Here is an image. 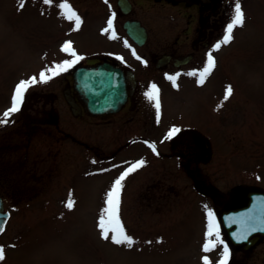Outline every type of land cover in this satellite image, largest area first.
I'll return each instance as SVG.
<instances>
[{
	"label": "rangeland",
	"instance_id": "rangeland-1",
	"mask_svg": "<svg viewBox=\"0 0 264 264\" xmlns=\"http://www.w3.org/2000/svg\"><path fill=\"white\" fill-rule=\"evenodd\" d=\"M239 2L246 22L243 28L234 30L231 61L213 76L215 87L199 97V91L192 89L178 94L162 90L168 109L159 123L166 129L201 125L199 119L211 121V127L206 128L218 147L211 165L201 172L224 192L235 184L264 188V0ZM19 3L0 0V117L11 107L14 88L20 81L39 78L41 72L73 59L61 50L66 42H71L83 59L131 48L124 37L113 39L111 32L105 33L109 13L102 7L87 9L70 0H52L50 5L43 0H24L20 9ZM62 3H68L81 17L78 31L74 30V22L63 16L59 7ZM138 12L139 16L150 14ZM169 14L172 16V12ZM65 73L48 82L61 80ZM229 86L232 95L225 99ZM37 91L29 88L26 92L23 113L38 114L41 119L55 115L59 129L70 134L65 138L41 137L36 140V151L11 149L7 154L0 153V168L11 176L14 192L37 195L6 201L12 216L0 234V247L5 250L0 264H203L206 255L211 264H220L223 241L213 251H203L207 212L214 213V205L207 194L188 184L185 170L173 168L175 159H159L144 144L113 154L116 157H106L102 153L111 154L116 148L112 137L101 141L96 120L84 117L79 121L58 96L48 103L46 97H38ZM243 96L248 97L252 112L249 108L246 113L242 101L233 102L225 113L227 120L213 126L221 105ZM243 114H250L246 126L242 127L246 120L232 122ZM17 116L19 112L11 116L8 127ZM3 125L0 129H8ZM140 160L144 166L125 179L121 194L120 220L135 241L128 248L104 240L99 220L114 181ZM163 161H168L165 173ZM31 173L40 178L38 185L27 181ZM69 200L72 209L66 207ZM212 239L215 241V236ZM230 250L228 261L233 256ZM247 261L261 264L260 260Z\"/></svg>",
	"mask_w": 264,
	"mask_h": 264
},
{
	"label": "flooded vegetation",
	"instance_id": "flooded-vegetation-1",
	"mask_svg": "<svg viewBox=\"0 0 264 264\" xmlns=\"http://www.w3.org/2000/svg\"><path fill=\"white\" fill-rule=\"evenodd\" d=\"M70 1L76 5H84L87 9L102 7L105 12L108 10V20L112 13H115L113 26L116 37H124L128 43H131V48L117 51L116 54L96 53L80 60L61 80L35 87L34 89L38 90L36 92L38 97H46L45 99L50 103L57 100L58 96V99L63 100L65 105L78 115L77 118L85 117L84 115L95 118L100 126L97 132L101 141L112 137L116 148L111 153L113 157L123 150L127 151L130 147H139L145 143L149 151L159 155L160 159H175L174 162L172 161L173 168L185 170L190 180L188 184L195 191L207 194L211 199L215 207L213 212L220 226V234L223 235L226 244L234 250L228 264H247L249 259L253 263L260 260L261 264H264V234L262 235L264 226H258L257 232L260 238L256 244L246 249L253 236L246 237L243 244L234 245L229 239L228 230L223 227L220 220L222 211L248 205L251 192H264V188L256 184H235L224 192L203 176L201 169L211 165L210 161L212 162L215 149L218 147L215 140H212L214 135L206 128L211 127V121L199 119L203 122L201 125L199 122L195 126L193 124L176 126L175 128H179L180 131L171 138H167V134L172 128H161L159 124L168 109L162 90L178 94L182 93L183 89H192L199 91V97L205 90L210 91L215 87L212 82L213 76L231 61V43L222 45L218 51H215L214 47L225 35L235 0H107V3L105 0ZM148 5L150 6L147 7ZM138 11L143 13L148 11L150 14L139 16ZM169 12H172V16ZM136 21L146 27L147 33H127L126 25H132ZM209 52H212L216 66L201 85L199 77L189 73L203 71ZM107 66L121 70L126 90L125 98L119 102L116 109L92 114L87 109V99L78 91L74 75L79 68L102 67L108 70ZM169 76L177 77L175 83L167 78ZM153 84L159 89V114L154 103L145 95ZM39 88H43V91ZM216 89L218 88H215L213 93ZM237 101L243 102L247 109L246 113H249V108L252 112L247 96L231 98L221 105L219 109L221 113L217 114L219 119L212 123L213 126L227 120L225 113L230 111L229 106ZM22 109L23 105L19 116L10 123L9 127L7 124L3 125L8 129H0V153L7 154L11 149L22 152L36 151V140L39 138H55L56 133L65 138L70 134L59 129L55 115H51L52 119L48 116L41 119L38 114H24ZM249 115L243 114L232 122L246 120L242 126L244 127L248 123ZM46 123L48 126H45ZM50 126L58 128L51 129ZM240 131L242 133L241 129ZM149 144L155 145V152L148 146ZM148 161L152 163L151 158ZM163 163L165 173L168 169V161ZM35 175L31 173V178L29 177L27 181H34L38 185L40 178H35ZM0 196L6 202L25 197L28 200L37 195L14 192L11 176L0 168ZM258 247L259 250L254 253L253 251ZM236 253L240 254V257H237Z\"/></svg>",
	"mask_w": 264,
	"mask_h": 264
},
{
	"label": "snow or ice",
	"instance_id": "snow-or-ice-1",
	"mask_svg": "<svg viewBox=\"0 0 264 264\" xmlns=\"http://www.w3.org/2000/svg\"><path fill=\"white\" fill-rule=\"evenodd\" d=\"M43 3L46 5H50L52 3V0H43ZM105 3H107V0H105ZM24 7V0H20L19 8L23 9ZM62 10L63 16L68 19L69 21H73L75 24L74 30L78 31L81 27V24L83 23L81 17L77 14L76 11H74L71 6L68 3H62L59 6ZM115 13H112L111 18L107 22V28L104 30L105 33L111 32V37L113 39L116 38V33L114 31L113 22L115 20ZM246 22V16L245 12L242 10L241 4L239 0H236L235 6H234V12L233 16L226 26L225 35L223 36V39L217 43L214 47L215 51H218L222 45H227L232 42L233 40V33L234 30L237 28H243ZM127 46V42H125ZM63 52L69 54L73 57L72 60L64 61L61 64L55 65L53 68L48 69L46 72H41L39 74V78L36 76L31 77L28 80H22L20 81L14 88V94L12 97L11 107L6 110L3 113V116L0 117V124H7L10 122V118L13 114L18 113L21 110V107L24 103L25 94L28 91L29 88L35 86L37 83H47L50 79H52L54 76H57L61 74L62 72H67L69 69L74 67L83 57L79 56L74 50L71 42H66L61 49ZM135 55V53H133ZM120 59L119 57H117ZM139 59V57H137ZM216 66V61L213 58L212 52H209L207 55V64L206 67L203 69V71L199 73H189V75L192 76H198L199 77V83L203 85L205 82L206 77H208L213 69ZM170 81L175 83V80L177 77L175 76H169L167 77ZM232 88L229 86L226 90L225 99L230 97L232 95ZM146 97L150 102L154 103V106L157 110V114H159L160 110V101H159V89L155 84L151 86V89L146 92ZM180 131L179 128L173 127L169 133L167 134V138H171L176 133ZM150 148H152L153 152L156 151L155 145L149 144ZM144 166V161L140 160L136 163L131 164L130 167H128L113 183V186L111 190L107 193L106 196V207L104 209L103 214L101 215V218L99 220V228L102 234V238L104 240L111 239V242L115 245H123L128 248H131L135 241L126 233L121 220H120V204H121V194L123 190V182L125 179L138 169L142 168ZM66 207L69 209L73 208V202L69 200V202L66 204ZM3 229L0 228V232H2ZM111 233V237L110 234ZM207 241L203 245V251L205 253H209L213 251L217 243H223L220 240V226L217 223L215 215L211 212H207ZM215 236L216 240L213 241L212 237ZM240 239H245L246 234H242ZM229 250L227 246H224L223 249V258L220 261V264H228V258H229ZM5 259V250L3 247H0V261H3ZM203 264H211V261L209 260L208 256H204L203 258Z\"/></svg>",
	"mask_w": 264,
	"mask_h": 264
},
{
	"label": "water",
	"instance_id": "water-1",
	"mask_svg": "<svg viewBox=\"0 0 264 264\" xmlns=\"http://www.w3.org/2000/svg\"><path fill=\"white\" fill-rule=\"evenodd\" d=\"M128 32L133 34H144L145 29L138 25H131L127 27ZM78 81V89L85 93L88 99V108L93 113H101L107 111L110 108H115L119 101L122 99L125 92L124 83L122 78V73L120 70H109L99 69V70H88L80 69L76 75ZM253 194V193H252ZM250 197H253V195ZM257 196L253 198V201L246 208L235 209L230 212L224 211L221 215L224 224L228 222L227 220L232 219V223L237 226L235 232L231 231V239L235 244H239L240 228H249L248 226H256V222L262 224V215L264 214V208L261 203H258L256 199ZM3 205L0 200V228L3 226L4 220L2 218L8 216L9 214H4ZM251 221H249V219ZM249 221V222H248ZM248 225V226H247ZM257 225V226H258ZM238 230V231H237ZM252 232V228L249 230ZM264 234V232L262 233ZM258 233L253 236L250 243L246 246L249 248L251 245H254L258 238Z\"/></svg>",
	"mask_w": 264,
	"mask_h": 264
}]
</instances>
